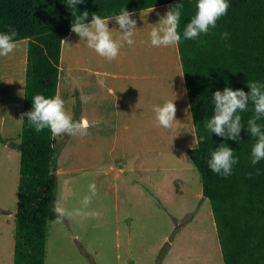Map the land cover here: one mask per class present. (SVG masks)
Here are the masks:
<instances>
[{
	"label": "trees",
	"instance_id": "trees-1",
	"mask_svg": "<svg viewBox=\"0 0 264 264\" xmlns=\"http://www.w3.org/2000/svg\"><path fill=\"white\" fill-rule=\"evenodd\" d=\"M227 13L207 35L185 39V25L195 14L196 0H83L68 7L67 0H0V32L14 29L16 41L26 40L21 116L32 109V98L55 96L61 41L72 24V13H97L101 18L181 3L176 45L196 146L186 150L206 197L223 264H264V160L251 164L254 138L247 132L253 106L242 116L236 141L209 132L205 125L214 114L212 95L225 87L249 92L247 81L264 84V0H227ZM227 32L228 38L221 34ZM258 123L264 128V118ZM203 137V139H201ZM55 139L46 128L37 133L27 117L21 120L18 185L12 264H44L47 223L57 218L53 200L57 180L51 172ZM221 143L233 149L238 163L223 177L208 167L210 153ZM259 170V174H257ZM251 174V175H250ZM167 245V244H166ZM163 247L154 264H159Z\"/></svg>",
	"mask_w": 264,
	"mask_h": 264
},
{
	"label": "rangeland",
	"instance_id": "rangeland-1",
	"mask_svg": "<svg viewBox=\"0 0 264 264\" xmlns=\"http://www.w3.org/2000/svg\"><path fill=\"white\" fill-rule=\"evenodd\" d=\"M133 19L136 29L156 24L146 15ZM16 42L12 53L0 57V92L11 83L15 86L21 75L19 57L24 54L25 59L26 46L22 40ZM67 43L63 46L66 67L69 62ZM85 47L83 45L81 50ZM82 57L85 59L84 54ZM148 69L149 64L145 66V70ZM151 102L153 105L163 103L154 99ZM174 103L177 111L173 128L157 127L153 111L148 120L150 124L136 128L142 135V148L151 153L152 158H157V195L165 205L147 187H142L141 195L133 190L102 188L98 180L100 172L95 173L106 164L104 145L108 143L103 144L97 137L88 140L86 136L54 137L51 168L54 173L59 162L63 175L56 186L53 207L59 200L66 215L62 223H55L56 219L47 223L44 264H154L163 247L161 260L165 259V264H220L218 242L215 243L213 237L216 232L214 229L213 233L209 220L210 205L206 199L199 203L195 198V191L201 187L199 175L185 153L195 141L191 115L181 98ZM142 121H147L145 116ZM16 144L0 142V218L2 214L15 211L19 160ZM117 147L133 157L132 143L126 141ZM151 162L148 159L149 167H153ZM172 178H181L184 184L171 186ZM93 183L95 195L89 189ZM85 196L91 197L87 206L82 203ZM124 200L135 201V208L124 207ZM77 211L83 215H76ZM2 229L0 264H12V254L9 255L12 249L9 250L5 228Z\"/></svg>",
	"mask_w": 264,
	"mask_h": 264
},
{
	"label": "crops",
	"instance_id": "crops-1",
	"mask_svg": "<svg viewBox=\"0 0 264 264\" xmlns=\"http://www.w3.org/2000/svg\"><path fill=\"white\" fill-rule=\"evenodd\" d=\"M167 10L166 4L135 10L131 11L133 13L131 18L146 15L152 17L157 24ZM108 18L110 17L104 19ZM153 27L135 29L132 37L134 44L128 46L124 43L118 57L112 61L99 56L87 46L86 40H80V37L70 29L68 35L61 41L55 96L59 95L64 100L65 110L74 120L83 117L89 121L90 127L88 134L85 135L87 140L97 137L96 140L103 144H109L104 145L106 164L102 166V170L95 173L100 172L98 180L102 183L104 190L121 188L133 190L135 194L141 195L142 187H147L159 202L165 205V201L157 195L156 173L159 171L157 158H152L151 153L142 148V135L140 129L136 128L150 124L148 120L154 106L151 99L164 102L181 98L187 109L189 106L177 46H151L149 34ZM109 28L113 39L119 40L122 33L119 31L118 25L110 20ZM22 41L26 46V40L22 39ZM66 42H68L66 48L69 49L68 67L64 61L63 50ZM83 45L86 46V49L81 50ZM83 54L85 59L82 57ZM19 61H21L22 71L18 83L15 86L11 83L4 91L0 92V142L5 145L18 144L20 141L24 54L19 57ZM147 64H149V69L145 70ZM100 81H103V86L99 83ZM82 95L87 97L86 102L81 101ZM75 111L76 113H73ZM144 116L147 119L146 122L142 121ZM69 137L72 136L68 135V139ZM126 141L134 146L133 157L127 156L124 150L117 147ZM11 146L9 145V147ZM195 146L196 140L188 149ZM182 153L184 154V151ZM148 159L153 161L151 162L153 167L148 166ZM57 166L54 173L52 168L50 170L56 176L58 184L63 171L60 169L59 162ZM57 171H59V175H57ZM170 183L171 186L175 183L177 185L184 184L181 178H172ZM195 195L199 203L204 199L207 200L201 194V187L195 191ZM123 205L127 208H135L136 202L129 203L124 200ZM14 213L15 211L2 214L3 216L0 218V228H5V240L9 250L12 249V251ZM125 215L123 213V217ZM209 216L214 233L212 215L209 213ZM127 220H131L130 216ZM2 231L3 229L0 230V232ZM213 237L217 243L216 236ZM170 245L171 242H169ZM216 248L220 259L221 255L217 244ZM12 251H10V256ZM165 263V259H162L159 264ZM220 264H223L222 260H220Z\"/></svg>",
	"mask_w": 264,
	"mask_h": 264
},
{
	"label": "clouds",
	"instance_id": "clouds-1",
	"mask_svg": "<svg viewBox=\"0 0 264 264\" xmlns=\"http://www.w3.org/2000/svg\"><path fill=\"white\" fill-rule=\"evenodd\" d=\"M83 0H67V6L73 7ZM183 5L176 3L170 5L165 14L160 17L159 22L154 26L149 34L150 44L153 47H168L177 45L181 40L178 32V26L181 17ZM195 14L186 23L183 37L185 39H196L201 34L207 35L210 28L216 27V22L227 13L229 4L227 0H196ZM133 13L122 8L119 14H115L108 19L101 18L97 13L91 14V20L88 21L89 12L84 11L79 15L72 13L71 32L77 34L80 40H86L87 46L94 50L99 56L108 61L115 60L124 43L132 46V39L136 20L132 19ZM114 21L122 33L119 40L113 39L109 21ZM18 33L14 29L8 32H0V57H6L17 47ZM228 33L221 34L222 39L228 38ZM103 86V81L99 82ZM246 86L250 89L245 92L242 89L233 90L225 87L223 91L216 90L212 95V104L214 105V114L207 120L206 129L215 133L224 139L236 141L244 129L241 121L242 116L239 113L248 111V105L253 106V115L247 120V132L254 138V144L251 148V164L255 166L261 160H264V128L258 123L264 118V84L256 81H247ZM82 102H86L87 97H80ZM176 106L174 101L165 100L162 104L154 105V119L157 127L171 129L176 121ZM27 117L29 126L39 133L48 129L53 137L60 135L85 136L90 127L89 121L81 117L74 120L65 110V102L59 96L46 98L42 94H36L32 98V109L21 116V120ZM203 139V137L201 138ZM238 163V157L234 158L233 149L226 144L221 143L210 153L208 160L209 169L223 177L232 174L233 165ZM259 174V170H257ZM59 175V171H57ZM251 175V174H250ZM89 189L92 195H95L96 186L90 184ZM91 197L85 196L83 204L87 206ZM54 212L57 214L55 223H62V218L66 215L65 209L59 200L54 202ZM76 215H83L77 211Z\"/></svg>",
	"mask_w": 264,
	"mask_h": 264
}]
</instances>
